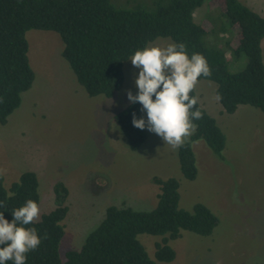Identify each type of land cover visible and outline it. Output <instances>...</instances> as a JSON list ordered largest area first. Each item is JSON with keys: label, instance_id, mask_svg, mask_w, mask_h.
I'll list each match as a JSON object with an SVG mask.
<instances>
[{"label": "rangeland", "instance_id": "obj_1", "mask_svg": "<svg viewBox=\"0 0 264 264\" xmlns=\"http://www.w3.org/2000/svg\"><path fill=\"white\" fill-rule=\"evenodd\" d=\"M169 1L110 0L116 8L140 6L147 11ZM243 1L264 17V0ZM220 7V0H208L194 11L193 19L196 24H210L213 30L205 42L223 51L229 73L235 74L246 67L247 60L244 54L236 57L226 46L235 38V32ZM26 40L35 80L22 95L20 107L5 125L0 124V173L6 189L26 171L37 175L40 215L36 222L55 208L54 185L62 183L67 188L68 212L62 222L64 237L59 247L62 260L68 251L82 247L108 207L153 210L159 188L152 178L158 177L178 180L180 209L190 211L195 204H203L218 223L207 237L181 231L180 237L169 243L176 253L170 263L154 257L155 244L161 237L138 235L156 264H264L262 112L245 105L241 108L246 112L240 111L237 118L227 115L220 121V126L225 123L219 126L226 137L223 160L202 141L194 142L198 173L195 180L188 181L180 173L177 149L145 128V142L131 151L114 121V115L130 104L127 92H137L134 80L139 70L130 59L123 65L121 90L111 98L90 97L63 59L58 34L30 30ZM169 43L173 42L159 38L148 47ZM202 82L209 88L216 87L211 81L198 80L197 90ZM144 115L141 110L140 117Z\"/></svg>", "mask_w": 264, "mask_h": 264}, {"label": "trees", "instance_id": "obj_2", "mask_svg": "<svg viewBox=\"0 0 264 264\" xmlns=\"http://www.w3.org/2000/svg\"><path fill=\"white\" fill-rule=\"evenodd\" d=\"M208 0H170L151 11L140 6L116 8L110 0H0V124L20 107L22 95L32 88L35 74L28 59L26 33L30 30L51 31L59 35L61 55L76 81L90 97L111 98L124 84L123 65L132 54L159 38L186 45L189 55H203L211 69L209 77L199 80L216 85V94L227 114L239 105H247L264 114V64L261 41L264 39V17L240 0H220L222 14L228 19L235 38L226 43L233 54H244L246 67L229 73L223 51L209 47L206 36L213 30L205 21L196 24L193 13ZM190 95L195 96L193 91ZM203 116L194 121L196 127L187 141L177 149L182 177H197L192 144L202 141L223 160L226 137L217 122L198 103ZM141 105L129 104L114 115V121L131 151L146 140V131L132 124L133 114L139 118ZM0 173V212L12 220L11 212L31 199L39 204L38 178L26 171L6 189ZM158 186L157 205L151 211H135L130 207H108L101 223L85 239L78 251H68L62 260L59 247L64 237L65 205L68 190L62 183L53 188L55 208L35 227L42 239L40 246L27 254L26 264H156L138 240V235L161 237L155 244L154 257L159 262H173L176 256L169 245L181 231L210 236L217 217L205 205L197 203L190 211L179 208V182L174 178H152ZM11 264V262H9Z\"/></svg>", "mask_w": 264, "mask_h": 264}, {"label": "clouds", "instance_id": "obj_3", "mask_svg": "<svg viewBox=\"0 0 264 264\" xmlns=\"http://www.w3.org/2000/svg\"><path fill=\"white\" fill-rule=\"evenodd\" d=\"M131 64L138 69L134 80L136 94L127 92L130 104L139 103L144 116L132 117L134 127L145 128L162 138L173 149L180 148L195 130L194 121L202 112L195 108L197 97L190 95L200 77H209L211 69L199 53L188 54L182 42L136 50ZM222 97L216 94L215 100ZM12 220L0 212V264H26L27 254L35 251L46 236L28 227L39 218L36 201L27 200L11 212Z\"/></svg>", "mask_w": 264, "mask_h": 264}, {"label": "crops", "instance_id": "obj_4", "mask_svg": "<svg viewBox=\"0 0 264 264\" xmlns=\"http://www.w3.org/2000/svg\"><path fill=\"white\" fill-rule=\"evenodd\" d=\"M240 1L242 3L245 2L243 0H240ZM160 44H162V43H160ZM263 44H264V39L261 41L262 58H263V64H264ZM196 90L197 89L195 87L194 92H195V96L197 97L198 105L200 106L201 109H203L209 116H211L217 122L218 126H220V124H221L220 121H224V119L227 117V115H229V117L232 116V117L237 118V115L240 111L246 112V111L242 110V108H241L242 106H245V105H239L233 114H227L224 111L223 107L221 106L220 102L215 100L216 87L215 88L214 87L209 88V85L206 84V82H202V84L199 85V88L197 90L198 92ZM140 113H141V111H140ZM139 118H140V115H139ZM223 124H225V123L222 122L221 126L224 127Z\"/></svg>", "mask_w": 264, "mask_h": 264}]
</instances>
